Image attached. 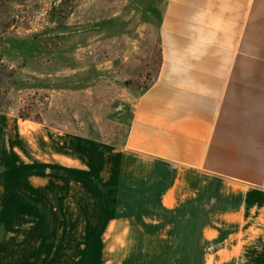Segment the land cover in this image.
<instances>
[{"label": "rangeland", "instance_id": "obj_1", "mask_svg": "<svg viewBox=\"0 0 264 264\" xmlns=\"http://www.w3.org/2000/svg\"><path fill=\"white\" fill-rule=\"evenodd\" d=\"M168 3L0 0V264H243L232 255L246 228L263 232L264 188L120 148ZM174 184L192 192L165 209Z\"/></svg>", "mask_w": 264, "mask_h": 264}, {"label": "crops", "instance_id": "obj_2", "mask_svg": "<svg viewBox=\"0 0 264 264\" xmlns=\"http://www.w3.org/2000/svg\"><path fill=\"white\" fill-rule=\"evenodd\" d=\"M161 29L160 68L135 99L121 150L176 166L178 175L264 188V0H169ZM191 192L170 185L160 204L180 209ZM231 214L221 217L250 219ZM261 231L246 228L232 256L264 264V248L249 244L264 241Z\"/></svg>", "mask_w": 264, "mask_h": 264}, {"label": "trees", "instance_id": "obj_3", "mask_svg": "<svg viewBox=\"0 0 264 264\" xmlns=\"http://www.w3.org/2000/svg\"><path fill=\"white\" fill-rule=\"evenodd\" d=\"M20 117L22 118V117H24V116L20 115Z\"/></svg>", "mask_w": 264, "mask_h": 264}]
</instances>
